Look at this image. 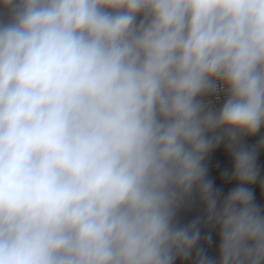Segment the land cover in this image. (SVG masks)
<instances>
[{
	"label": "clouds",
	"instance_id": "clouds-1",
	"mask_svg": "<svg viewBox=\"0 0 264 264\" xmlns=\"http://www.w3.org/2000/svg\"><path fill=\"white\" fill-rule=\"evenodd\" d=\"M0 16V264H264V0Z\"/></svg>",
	"mask_w": 264,
	"mask_h": 264
},
{
	"label": "rangeland",
	"instance_id": "rangeland-1",
	"mask_svg": "<svg viewBox=\"0 0 264 264\" xmlns=\"http://www.w3.org/2000/svg\"><path fill=\"white\" fill-rule=\"evenodd\" d=\"M247 142L254 144L255 139L248 140ZM207 162H208L209 170H211L210 166L214 163L231 164L230 159L227 157V155L223 151V146H221L220 149H218L214 153H212ZM201 211H202V209H201V206L199 205V203L198 202L194 203L192 205V207H190L186 210H183L180 213L181 223L189 222L190 220L194 219L197 215H200ZM215 242H216V237H215V234H213V243L208 249L209 255H213V256L215 255ZM177 264H179V262H177Z\"/></svg>",
	"mask_w": 264,
	"mask_h": 264
},
{
	"label": "built area",
	"instance_id": "built-area-1",
	"mask_svg": "<svg viewBox=\"0 0 264 264\" xmlns=\"http://www.w3.org/2000/svg\"><path fill=\"white\" fill-rule=\"evenodd\" d=\"M0 18H5L4 16H0ZM248 143V142H247ZM249 145H251V143H248ZM258 163H260V166L264 167V157H261V159L258 161ZM229 169L231 168V164H220V163H214L210 166V175L213 178H216L219 174L220 171H222L223 169ZM217 186L218 187H222L224 188V191L227 192V190L234 186V185H224L221 184L219 182H217ZM257 203L260 204L262 207H264V198L261 197V195L259 194V192L257 193Z\"/></svg>",
	"mask_w": 264,
	"mask_h": 264
},
{
	"label": "crops",
	"instance_id": "crops-1",
	"mask_svg": "<svg viewBox=\"0 0 264 264\" xmlns=\"http://www.w3.org/2000/svg\"><path fill=\"white\" fill-rule=\"evenodd\" d=\"M259 167L261 168L262 176H264V167L260 166V163H258Z\"/></svg>",
	"mask_w": 264,
	"mask_h": 264
}]
</instances>
